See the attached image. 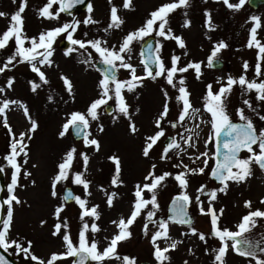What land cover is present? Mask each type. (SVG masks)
Masks as SVG:
<instances>
[{
    "label": "rangeland",
    "instance_id": "374dc122",
    "mask_svg": "<svg viewBox=\"0 0 264 264\" xmlns=\"http://www.w3.org/2000/svg\"><path fill=\"white\" fill-rule=\"evenodd\" d=\"M21 2L22 0H16L15 3L13 0H0V12L6 14L0 17V34L9 28L10 18L18 11ZM123 2L124 0H111V3L109 0H90L91 12L88 11L87 6L80 11L61 12L57 19H47L39 15L40 9L44 7L47 0H27L25 11L21 14L23 34L28 38L38 39L41 33L65 23H72L75 19L81 22L74 34L75 39L84 41L99 39L102 41V47L112 49L115 46L118 50L123 39L129 33L141 28L150 18V13L174 0H131L129 9L123 8ZM229 3L237 4L239 0H229ZM113 6L117 7L118 16L123 20V24L119 28L109 29L110 10ZM58 10L59 4H56L50 11L55 14ZM89 16L96 23L83 24ZM253 17L259 18L260 28L257 30V39L264 45V3L254 8L246 0L239 10H235L228 8L223 0H190L188 7L178 8L170 13L166 29L170 28L173 36L181 37L186 47L181 49L174 39H165L153 32L154 49L158 43L161 45L160 52L156 54L167 68L171 67V58L174 55L180 57L178 67L186 66L189 62L201 64L200 79L196 78L194 69H189L186 73H178L174 80V82L180 78L185 80L191 105L194 109L200 110L197 118L186 119L179 123L178 116L182 104L176 99L179 95L178 91L166 83L164 76L156 79L145 78L138 82L133 91H127L126 88L122 90V96L129 111L128 117L119 113L116 100L113 98L108 100L112 106L110 111L105 110L104 104L97 110L98 119L89 120V139L97 140L99 150L95 146L86 147L83 137L74 138L70 128L63 137L60 136L62 126L72 113H86L91 103L101 98L102 89L99 82L103 79V75L94 65V60L101 59L99 54L91 47L79 49L70 42L67 48H62L58 42L63 37L67 38V33L58 36L52 46L53 55L49 58L51 66L38 65L45 74L47 83L41 81L39 76L31 70L30 64L20 62V58L17 57L7 70L0 73V88L4 89V92L0 93V102L5 100L17 102L11 104L6 110L7 123L15 137L18 138L21 133L26 134L24 142L28 145L26 149L28 155L17 156L21 173L14 194L21 203L18 205L13 203V217L8 240H15L24 247H27L30 241V252L47 264L52 254L66 252L63 241L65 231L70 235L73 243L78 244L79 232L83 224L88 223L91 226L95 223L100 231L95 233L89 231L87 236L89 242L92 240L97 242L98 249L102 252L109 245L110 240L119 233L116 224L112 222H118L121 218L127 220L130 216L135 202L136 185L150 183L144 180L149 171H154L157 176L167 172L172 173V176L166 178L155 192L159 208L153 209L151 205H148L141 212L136 221L126 229L130 235L118 242L116 255L134 259L135 264H140L142 260H145L147 264H159L154 256L152 235L160 229L156 223H148L147 232L144 230L147 212L154 211L153 221L168 222L169 237L167 240L158 239L156 244L163 249L173 241L178 242L175 250L166 253L168 259L164 261V264H214V250L220 247V241L212 233L210 216L201 214L196 201L197 195H200L202 206L207 211L210 198L206 193L222 187L219 182H214L209 177L214 148L213 139L206 146V141L212 137V129L208 123L211 116L204 110L206 86L212 85V91L215 93L226 84L229 77L239 79L243 75L249 81L264 80V75L257 78L255 74L258 49L248 47L250 30L255 26ZM186 21L190 26H184ZM141 42L142 40L133 41L130 53L122 55L125 62L136 69V76L146 77L147 73L141 63ZM221 42L226 47L217 53L216 58H219L222 64L220 67H209L208 58L214 47ZM15 47L13 39L9 41L6 48L0 50V67L13 54ZM24 47L28 48L31 45L26 42ZM70 47H75L77 50L66 55ZM89 54H91L90 60ZM245 62L248 64L246 72L243 68ZM260 64L261 71L264 73V59L260 60ZM152 71L154 74L156 69ZM62 76L71 82V92L67 90L61 79ZM116 78L122 82L127 81L131 79V74L128 70L118 67ZM9 80L13 82L10 88ZM33 83L39 85L35 91L32 90ZM109 87L112 88L114 85L110 84ZM110 95H112L111 92ZM255 97V91L248 92L236 85L228 95L226 110L230 119H239L237 110L243 109L244 115L252 120L259 132L264 129V121L259 119V116L264 115V102L257 101ZM245 99L252 103L256 109L255 112L244 105ZM165 103L168 104V115L166 118H160ZM157 119H161V129L165 132V136L150 150L149 156L145 157L143 148L146 146V138L161 130L156 128ZM33 121L37 127L34 132H30ZM173 123L177 124L175 128L171 126ZM198 123L199 128L196 127ZM130 124L135 125L137 129L135 133L130 130ZM167 135L171 136L169 144L175 139L180 148L170 149L167 157L162 159L167 146L163 144V140ZM28 136H31V139H28ZM188 137H192L189 141L192 146L185 143ZM11 139L8 129L3 126V118L0 117V166L5 167V171L1 173L3 200L9 196L7 186L11 182L13 171L4 159L10 153ZM73 148L76 152L69 171V179L56 185V196L53 197L52 182L58 174V165ZM254 149L258 152L256 146ZM204 152L208 153V167L204 174L187 175V188L182 189L173 177L185 169L173 167V165L182 162L190 169L203 167L204 157L199 160L196 157ZM81 153L88 157L86 168ZM248 156L247 151H241V158ZM111 157H117L120 162L119 180L115 185L112 181L116 165L110 159ZM152 165L156 166L155 169H152ZM25 172L30 175L25 176ZM75 173H83L84 179L88 182L90 195L85 193L82 185L72 182ZM66 185L71 186L74 196L86 200V208L96 206L99 219L85 217L83 221L80 220L82 210L79 205L74 200L67 202L63 200L62 190ZM202 186H206L205 194L198 192ZM185 191L191 198L188 209L193 219L188 225L172 223L165 217L166 204L172 195ZM151 195L152 193L145 191L143 198L150 199ZM109 196H112L111 206L107 202ZM262 200H264V172L253 164L252 174L243 182L228 181L226 190L217 192V199L212 202V206L219 216V225L222 228L237 231L236 226L244 215L257 209L264 211ZM245 202H251V208H246ZM61 206L64 210L60 213V219H57L55 210ZM221 209H223L222 215ZM6 218L7 206H4L0 222ZM65 222L67 228L62 227L61 234L54 236L52 234L55 230L54 226ZM192 229L196 230L197 235L192 234ZM199 234H204L205 240H200ZM245 235L253 240L257 258L264 259V219H258L257 227ZM230 245L229 241V250L224 258V264H256L255 260L236 254ZM7 251L20 264H37L30 258L25 259L24 254L18 253L14 246ZM71 259L72 257L57 260L55 264H70ZM88 264H96V262L89 261ZM103 264H123V260H105Z\"/></svg>",
    "mask_w": 264,
    "mask_h": 264
},
{
    "label": "snow or ice",
    "instance_id": "6c2138e0",
    "mask_svg": "<svg viewBox=\"0 0 264 264\" xmlns=\"http://www.w3.org/2000/svg\"><path fill=\"white\" fill-rule=\"evenodd\" d=\"M15 3L16 0H13ZM190 0H174V2L164 4L160 6L157 10L150 13V18L147 19L144 25L136 30L135 32L129 33L122 41L119 49L117 50L115 46L112 49L107 47H102V41L99 39L96 40H79L74 38V34L79 28L80 21L73 20L72 23H65L60 27H56L47 32H43L37 38H28L23 34V19L22 13L25 11L27 0H22L18 11L13 14L10 18L11 23L9 28L0 34V50L6 48L10 40L14 39L15 42V51L13 54L7 58L4 62L3 66L0 67V73H3L5 70L9 68V65H12L13 62L20 58V62H27L31 65V70L36 73L40 80L44 83H47V79L45 74L40 70L38 65L51 66L50 57L53 55L52 46L55 39L67 33V39L73 46H78L79 49H85L87 47H91L96 53L101 57V63L106 65V70L103 73V79L100 80L99 86L102 89L100 94V99H97L91 103L88 107L86 113H72L67 122L62 126V131L60 132V136L63 137L68 131L69 128H72L75 131L77 136H82L83 141L86 147L95 146L97 150H99V144L95 139H89L90 133L88 129L90 127L89 120L95 121L98 119V108L102 105L107 104L108 100L115 99L117 103V110L119 113L123 114L125 117H128L129 111L128 107L123 99L122 90L125 88L127 91H133L138 82L145 78L156 79L157 77L164 76L166 83L173 88H175L179 95L176 97L177 101L182 104V109L178 116V122L182 123L186 119H196L197 114L199 113V109H194L190 102V93L187 91L185 87V80L180 78L177 82H174L175 77L178 73H186L189 69H194L196 73V78L200 79L201 73V64L189 62L186 66L178 67V63L180 61L179 56H172L171 58V67H165L162 59H160L159 55H155L154 53H159L161 45L158 43L153 50V46L151 44H147V50L149 52L147 60H141L143 64L144 70L147 73L146 77H138L136 76V69L129 63L125 62L124 55L125 53H130L131 44L133 41L144 40L146 37L151 36L153 32L156 35L163 37L165 39H174L177 42L179 48L183 49L186 47L181 37L173 36L171 34V29L167 28L168 24V16L170 13L175 11L178 8H186L189 6ZM83 3V0H47V3L44 5L42 9L39 11V15L41 17L47 19H57L61 12H67L69 8L73 7L75 4ZM111 3V0H109ZM223 3L231 9L239 10L245 3L246 0H239L237 4L229 3V0H223ZM59 4V10L53 14L50 11L53 8V5ZM131 6V0H124L123 8L129 9ZM88 11H92L91 4L88 5ZM6 14L0 12V17L5 16ZM208 15V13H205ZM110 20L111 22L108 25V28H119L121 24H123V20L118 16L117 7L113 6L110 10ZM255 21V26H253L250 30V39L248 41V47H256L258 49V57L257 64L255 65V74L256 77L259 78L264 73L261 71L260 60L264 59V45L260 43L257 39V30L260 28V21L258 17H253ZM96 21L92 20L89 16L87 19L83 21V24H94ZM158 25V27H156ZM185 27L190 26L186 21L184 24ZM71 30V31H69ZM107 31V29H105ZM85 35H87L85 33ZM30 43L31 47H24L25 43ZM106 43V42H105ZM226 45L221 42L214 47V50L211 56L208 58V66L211 67L214 58L217 56L222 49H224ZM43 51H40V50ZM75 47H70L67 49L66 55L76 51ZM91 54H89L90 60ZM130 59V56H129ZM89 62V61H82ZM155 66V73L153 74L152 66ZM118 67L124 68L128 70L131 74V79L127 81H119L116 78L115 72ZM244 71L248 70L247 62L243 65ZM64 81V84L69 92H71L72 85L71 82L66 77H61ZM219 82V81H218ZM12 81L9 80L8 87L12 86ZM114 85V87L110 88L109 85ZM179 85V86H178ZM239 85L241 89L245 91L252 92L255 91L257 101L264 102V80H260L257 82L256 80L249 81L246 76H240L239 79H234L229 77L227 79L226 84L222 85L219 90L215 93L212 91V85H207V94L205 96V107L204 110L210 114L211 120L208 123L212 129V137L207 143L211 142L212 139L216 140L217 150L216 157L220 156V143L219 137L223 135L225 137L224 143L222 145L224 149V154L222 159H216L215 166L211 169V178L218 181L222 187L217 190H212L207 192L206 195L210 198L208 209L205 211L202 206V202L200 201V195H197L196 201L198 202L199 210L201 214L210 216L211 221V229L213 235L219 239L220 247L214 250V264H224V258L229 250V241L231 242V249L238 255L251 258L256 261V264H264V259L257 258L255 244L253 240L249 239L245 234L251 233L254 228L257 227V220L264 219V211L257 209L254 211H250L247 215H244L241 219V222L236 226L237 231H231L227 228H222L219 225V216L216 213V210L212 206V202L217 199V192H224L227 188L228 181L234 182H243L247 177L252 174V165H257L261 170H264V129L257 131L251 119L244 115L243 109L237 110V115L243 123H233L229 117V114L226 110V101L228 99V95L231 93L234 86ZM39 87L38 84H32V90L35 91ZM4 92L3 88H0V93ZM110 92L112 95H110ZM167 97V93H165ZM15 101H3L0 102V117L3 118V126L8 129L9 135L12 137L10 143V153L4 159L7 160V166L12 168L13 171L11 173V182L7 186V192L9 196L2 203H0V208L7 206V218L0 222V248H4L7 250L10 247H15L18 253H23L25 259H31L32 261H36L37 264H45L43 260H40L38 257L33 255L30 252L31 242H28V246L24 247L20 243H17L15 240H8V233L10 230L12 217H13V203L20 204L21 201L14 194L15 188L18 186V177L21 173V167L17 163V156L23 154L27 156L28 153L26 151L28 145L25 141V133H21L17 138L12 134V129L10 125L7 123L6 110L9 109L11 104H16ZM244 105L253 112L256 109L253 107L252 103L248 99L243 101ZM168 104L165 103L163 111L160 113V118H166L168 115ZM25 113L27 114L26 110ZM259 119L264 121V115L259 116ZM173 128L177 126L176 123L171 125ZM199 123L196 125L199 128ZM37 125L33 121L32 127L29 130L30 132H34ZM156 128L161 129V119H157ZM102 130V129H101ZM130 130L135 133L136 127L134 124H130ZM193 131V130H189ZM198 136V133H196ZM165 136V132L161 129L157 131L154 135L148 136L146 138V146L143 148V155L148 157L150 154V150L157 144L158 141L161 140L162 137ZM31 139V136L27 137ZM192 140V137H188L185 140L186 144L192 146L189 141ZM254 146L258 148V152L254 149ZM179 149L180 145L173 139L170 144H168L162 155V159L167 157V153L170 149ZM241 151H247L249 156L247 158H241ZM76 150L75 148L71 149L66 156L64 157V161L58 165V174L54 177L52 182V196H56V185L62 181L69 179V171L71 169L72 161L74 160V154ZM81 157L83 159L84 166L86 168L88 163L87 155L81 153ZM203 159V167L198 169H190L187 165H183L182 162L180 164L173 165V167H183L185 170L176 174L173 178L179 183V186L182 189L187 188V175L189 174H204L205 169L208 167V153H201L196 157L197 160ZM113 163L116 165V172L113 178L112 183L115 185L119 180L120 174V162L117 157H111ZM27 161H25L26 163ZM195 162V161H193ZM155 165H152V169H155ZM235 169V171H233ZM5 171L4 166H0V173ZM25 176L30 175V173L25 172ZM172 176V173H163L162 175L157 176L154 171H149V173L144 177L145 181H150V183H143L136 185V191L134 192L135 202L133 204V210L131 211L130 216L125 220L121 218L118 222L113 221L112 223L116 224L119 229V233L115 235L109 242V245L104 248L101 252L98 249V244L95 240L89 242L87 233L91 231L92 233L100 231L99 227L92 223L89 226L88 223H84L82 229L79 232L78 244H74L70 235L65 231L63 233V241L66 247V252L63 254H52L50 259L47 261V264H55L57 260H65L70 257L75 258L72 261V264H87L88 261L96 262V264H103L105 260L112 259H122L123 264H135L134 259H130L128 257H119L116 255V247L118 242L123 239H126L130 233L126 231L140 216L141 212L151 205L153 209H158L159 205L157 204V198L155 195L156 190L162 185L163 181ZM72 182L76 185H82L85 193H88V182L84 179L83 173H75L72 179ZM205 187L202 186L198 189V192L201 194H205ZM147 191L152 193L150 199H144L143 193ZM115 195L114 193L112 194ZM65 202L69 200H74L82 210L80 215V220L83 221L85 217H92L93 219H99V215L97 213L96 206L91 207L90 209L86 208V200L81 199L78 196H74L71 191H67L66 195L63 197ZM108 204L111 206L112 196L108 198ZM191 203V198L187 195L186 191L182 192L181 195L175 197L172 201V217L171 222L180 224V225H188L191 223V219L188 218L187 207ZM264 203V200L261 201ZM246 208H251V202H245L244 205ZM63 207H57L55 210V215L57 219H60V213L63 211ZM220 214H223V209L220 210ZM155 215L154 211H148L146 220L147 223L144 225V230L147 232L148 223H156L158 231H156L152 235V243L154 246V256L155 259L159 262V264H164V261L168 259L166 253L175 250L177 247V241H173L166 248L161 249L156 241L158 239H169L168 237V222L164 220L153 221V217ZM44 222L42 221V224ZM67 228V223H57L54 226L53 235L61 234V229ZM192 234L197 235L195 229H192ZM200 240H205L204 234H199ZM0 264H4L3 258L0 257Z\"/></svg>",
    "mask_w": 264,
    "mask_h": 264
},
{
    "label": "water",
    "instance_id": "95a60500",
    "mask_svg": "<svg viewBox=\"0 0 264 264\" xmlns=\"http://www.w3.org/2000/svg\"><path fill=\"white\" fill-rule=\"evenodd\" d=\"M89 1L90 0H83V3H78V4H75L73 7L69 8V10L67 12H64V13H70L72 11H80L82 9H85L88 4H89ZM247 3L256 8L258 7L260 4H263L264 3V0H247ZM147 44H151L153 46V50H154V44H155V38L153 35L151 36H148L146 37L144 40H142V43H141V48H140V51H141V59L142 60H147L148 58V55H149V52L147 50ZM58 45L62 48H67L69 46V41L66 37H63L59 40L58 42ZM155 55H157L156 53H154ZM222 64V61L219 59V58H214L213 60V63H212V66L211 67H220ZM94 65L95 67L101 72V74L103 75V73L105 72L106 70V65H104L103 63H101V59H96L94 60ZM155 66L153 65L152 66V70H154ZM115 75L117 77L118 75V70L115 72ZM105 110L106 111H110L112 106L111 104L107 103L105 104ZM233 123H243V121H241L240 119H231ZM70 131H71V134L73 135L74 138L78 139V138H81L82 136H77L75 134V131L70 128ZM171 136L170 135H167L164 140H163V144L164 145H168L169 144V140H170ZM224 140H225V137L223 135H221L219 137V143L221 145L220 147V156L219 157H216V150H217V145H216V140L213 139V148H214V154H213V163H212V166L210 168V171H209V177L211 178V169L215 166V163H216V159H222L223 158V154H224V149L222 147L223 143H224ZM264 172V170H262ZM212 179V178H211ZM214 180V179H213ZM216 181V180H214ZM218 182V181H216ZM2 190H3V178H2V175L0 173V203L3 202V197H2ZM67 191H71L73 193V190L71 188L70 185H66L64 186L63 190H62V196L64 197L67 193ZM74 195V194H73ZM180 194H174L170 197V199L168 200L167 204H166V213H165V217L166 219L170 220L171 221V217L173 215L172 213V201L175 197L179 196ZM70 201V200H69ZM2 213H3V208H0V221H1V217H2ZM187 213H188V218L193 219V216L192 214L190 213L188 207H187ZM0 257L3 258V261H4V264H20L14 257H12V255L7 251L5 250L4 248H0ZM75 258H72L71 260V264H72V261L74 260ZM89 263V261L87 262V264ZM140 264H147V262L145 260H142L140 261Z\"/></svg>",
    "mask_w": 264,
    "mask_h": 264
},
{
    "label": "bare ground",
    "instance_id": "6f19581e",
    "mask_svg": "<svg viewBox=\"0 0 264 264\" xmlns=\"http://www.w3.org/2000/svg\"><path fill=\"white\" fill-rule=\"evenodd\" d=\"M142 43V42H141ZM140 48H141V45H140ZM140 53H141V51H140ZM192 264H195V263H192Z\"/></svg>",
    "mask_w": 264,
    "mask_h": 264
}]
</instances>
